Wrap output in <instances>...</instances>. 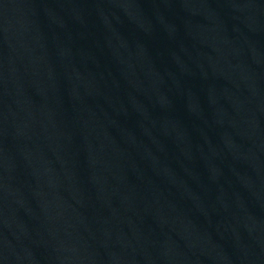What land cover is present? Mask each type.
Wrapping results in <instances>:
<instances>
[{"label": "water", "instance_id": "95a60500", "mask_svg": "<svg viewBox=\"0 0 264 264\" xmlns=\"http://www.w3.org/2000/svg\"><path fill=\"white\" fill-rule=\"evenodd\" d=\"M0 264H264V0H0Z\"/></svg>", "mask_w": 264, "mask_h": 264}]
</instances>
